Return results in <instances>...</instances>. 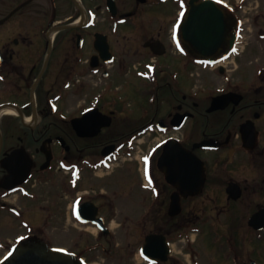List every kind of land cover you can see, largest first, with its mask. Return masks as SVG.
Returning a JSON list of instances; mask_svg holds the SVG:
<instances>
[{"label":"flooded vegetation","instance_id":"obj_1","mask_svg":"<svg viewBox=\"0 0 264 264\" xmlns=\"http://www.w3.org/2000/svg\"><path fill=\"white\" fill-rule=\"evenodd\" d=\"M199 1L0 0L8 32L0 35V260L44 240L50 222L67 214L99 236L113 233L116 218L134 217L138 251L157 236V260L147 264H179L174 240L194 225L203 232L200 213L219 226L223 198L254 204L247 233L264 237V228L248 225L264 205V61L238 80L237 66L225 68L242 52L250 8L215 0L194 10ZM150 19L158 25L151 33ZM142 33L145 40L135 38ZM199 66L209 75L196 77ZM215 73L228 78L222 87L213 86ZM218 95L225 96L217 103ZM144 137L152 142L145 152ZM229 169L245 176L225 177L220 193L219 170ZM231 182L237 199L228 197ZM50 186L61 193L50 197ZM93 217L106 231L80 222Z\"/></svg>","mask_w":264,"mask_h":264},{"label":"rangeland","instance_id":"obj_2","mask_svg":"<svg viewBox=\"0 0 264 264\" xmlns=\"http://www.w3.org/2000/svg\"><path fill=\"white\" fill-rule=\"evenodd\" d=\"M229 1L231 3L235 2L236 6H247V8H250L246 9L247 16L250 17L245 18V25L243 29L244 37L243 41L240 43L242 46V52H240L239 55L234 56L233 63L225 64V68L227 70L229 69V73L231 68L237 66V69L233 72L232 77L235 80H238V77H240V71L244 72L243 70L248 68V72L252 70L251 72L253 74L255 67L261 66V64H256L254 66V62L262 63L264 61V41H259L263 39L258 38L260 29L264 28V17H260L259 20H255L254 17L252 18L256 10L264 13V0ZM0 7L1 12L6 8V6ZM154 21L150 19L149 22L144 25V29H147V27L150 29L149 33H151L152 29L155 30L158 28V25L155 26L153 23ZM169 23L167 22L166 26L169 27ZM2 31L3 28H0V35L8 33L6 30ZM144 35L145 33H142L135 38L141 37V41L144 39ZM253 43L260 48V52H262L261 55L260 52H257L256 54L251 53V46ZM192 73L196 77L199 74L204 75V77L209 75V72L205 71L200 66L193 68ZM212 76L214 78L212 81L213 86L217 88L222 87L225 84L224 82L228 81L227 77L220 76L217 73L214 75L212 74L210 77ZM191 82L192 84H194V82L196 83V81ZM258 124L260 125L259 129L264 130V121L261 120ZM143 142L144 145L142 146V151L145 152L148 145L152 142L148 139V137H144ZM128 163L129 162H126V167H124L125 169H128L129 173L131 169ZM229 175H233L236 179H240L245 176L244 173L235 174L231 172V170L230 172H222L219 170L220 179L218 182V189L220 193L222 192L223 186H225L227 182L225 177H228ZM51 187L55 186L44 188L45 191H49L48 195L50 197H53L55 194L57 196L61 193L59 188L55 187L51 189ZM143 196L146 197L144 192L141 191L139 197ZM47 199L48 198L45 193L44 200L46 201ZM145 203L146 202H140V208L143 209V205ZM219 204L225 210L224 213L217 216L219 226L211 225L212 220L208 218V214L200 213V219H195V222L198 223V225L201 224L202 221L207 222V224L203 227V232L200 234L196 232L194 233L193 230H195L197 226L194 225L191 227L192 230L189 229L184 237L174 240L172 244L173 256L180 261L179 264H234L235 256H239L237 259H240L239 263L236 264H243L245 262L248 263L250 260H255L258 264H264V237L247 233V229L250 227L246 225V220L248 219V214H250L254 204L247 207L245 197L236 204L226 203L223 198L220 200ZM70 217L71 215L66 214L64 216L60 214L57 218H54L50 222L51 225L45 228L47 235L43 236V238L45 241H49V245L67 248L70 251L77 250L79 255H82L88 264H146L140 257L139 251L137 250L142 241L138 238V221H136V218L134 219V217H130L128 219H123L118 217L115 222L109 220L111 221V224H114L111 225L113 233L109 235L106 234L105 236H99L96 229L93 227L80 226L78 224H75L76 227H74V223L71 221ZM42 220V218H39V224L42 223ZM188 221H190V219ZM117 222L121 223V226H119ZM141 225H146V228H148L147 219ZM146 228L145 232L147 231ZM208 231L210 233H207ZM174 233L175 229L171 231L170 235L173 236ZM227 233H229L230 236ZM232 234H234L235 242L232 240ZM217 235L221 236L217 238ZM225 240L227 242H225ZM229 241L232 244H229ZM228 244L231 249L233 248L234 250V253H232L233 256L230 258L229 256L231 253L228 251ZM170 264L174 263L172 262Z\"/></svg>","mask_w":264,"mask_h":264},{"label":"water","instance_id":"obj_3","mask_svg":"<svg viewBox=\"0 0 264 264\" xmlns=\"http://www.w3.org/2000/svg\"><path fill=\"white\" fill-rule=\"evenodd\" d=\"M211 0H206L199 4H196L194 10H199L202 6H209ZM197 20V14L193 16V20L189 21L190 27H195ZM195 36V35H194ZM195 44V43H193ZM228 192L234 198L239 195L237 186L231 184L228 187ZM264 223V207L252 216L250 224ZM154 239L151 236L147 237L146 242V252L150 254L151 242ZM165 258V257H164ZM163 258V259H164ZM0 264H85L81 259H78L75 255L65 253L58 249H49L47 245L40 241L34 243L33 245L20 246L14 251H12Z\"/></svg>","mask_w":264,"mask_h":264},{"label":"bare ground","instance_id":"obj_4","mask_svg":"<svg viewBox=\"0 0 264 264\" xmlns=\"http://www.w3.org/2000/svg\"><path fill=\"white\" fill-rule=\"evenodd\" d=\"M3 110H5L8 113H14V110L11 107H5V108H3Z\"/></svg>","mask_w":264,"mask_h":264},{"label":"snow or ice","instance_id":"obj_5","mask_svg":"<svg viewBox=\"0 0 264 264\" xmlns=\"http://www.w3.org/2000/svg\"><path fill=\"white\" fill-rule=\"evenodd\" d=\"M233 51H235V49H233Z\"/></svg>","mask_w":264,"mask_h":264}]
</instances>
